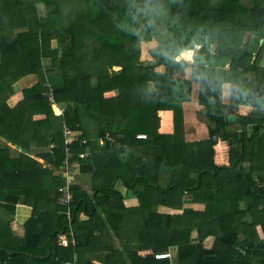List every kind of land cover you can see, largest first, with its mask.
Instances as JSON below:
<instances>
[{"label": "trees", "instance_id": "1", "mask_svg": "<svg viewBox=\"0 0 264 264\" xmlns=\"http://www.w3.org/2000/svg\"><path fill=\"white\" fill-rule=\"evenodd\" d=\"M186 51L192 61H176ZM263 57L264 0H0V264H264ZM193 89L200 136V122L186 125ZM238 106L250 111L229 124L225 110ZM162 112L171 133L159 132ZM63 123L79 133L66 205ZM234 130L237 156L221 164ZM18 205L31 211L21 235Z\"/></svg>", "mask_w": 264, "mask_h": 264}, {"label": "crops", "instance_id": "2", "mask_svg": "<svg viewBox=\"0 0 264 264\" xmlns=\"http://www.w3.org/2000/svg\"><path fill=\"white\" fill-rule=\"evenodd\" d=\"M261 42L262 41L259 40L258 44L260 45ZM192 59H193V54H192V57H191L190 60L192 61ZM191 61H187V62H191ZM260 63H261L260 65L262 67H264V57L262 58ZM33 83H34L33 77H27V78H24V79L20 80L15 85V92L10 97L9 104L11 106H14L18 102H20L22 100V98H23L22 89H24L25 87H29ZM228 94H229L228 88H227V86H225L223 88L222 94H221L222 95V99H223V104H225V105H228V103H229ZM227 110L230 111L229 114L236 115L237 113H239L241 111H243V112L246 111V110L250 111V108L247 107V106H242V107L238 106V107H228ZM202 111H203L202 108L199 106V114H203ZM161 114H165L166 116H169V119H168V117H166L167 119H164L163 116H161ZM159 116H160L159 132L160 133H165V134L171 133L172 132V117H171V113L170 112H162V113H160ZM187 117H188V119H187L188 123L186 121L187 128H192V127L196 126V124H198L200 122V119H201V118H199V115H190L189 114V115H187ZM1 121H2L3 126H4L5 129H9V130H12V131H20L22 129V126H23V122L21 120H18L16 118H12V117L3 116L1 118ZM193 122H194V124H193ZM34 123H35V125L39 124L38 120L35 121ZM203 124H204V122H200V124H199V136L202 135V132H203V129H204V125ZM188 131H189L188 132L189 135H191L193 133V132H190V130H188ZM204 132L206 134V130L205 129H204ZM228 133H232V134H234V136H237V132L236 131L235 132L232 131V132H228ZM192 135H194V134H192ZM228 137H229V135H228ZM234 141H235V139L228 141V143H230V145H231V146L228 147L229 150H231V154L229 156H233V158L231 160L227 159L226 161H223V163H221V164H230L232 162V160L237 156V147H236V145H233ZM7 145L12 149V151H13L12 154L13 155H16L17 154L16 152H19L17 149L14 148L15 145H11V144H7ZM226 148H227V146H226ZM33 152L36 153V154L37 153H42V152H40L39 150H36V149L35 150L33 149ZM215 155L217 156V151L216 150H215ZM37 161L41 162L40 159H37ZM115 188L118 191H120L121 194L124 196V201L125 200L135 201V198L130 200L132 197H129V196L125 197L124 192H123V190L121 189V187H120V185L118 183L115 185ZM30 215H31L30 209H28L27 207H24L22 205H18V206H16L15 211H14L13 221L17 224V226L22 227L23 224L27 221V219L29 218ZM139 257H141V253L139 254Z\"/></svg>", "mask_w": 264, "mask_h": 264}, {"label": "built area", "instance_id": "3", "mask_svg": "<svg viewBox=\"0 0 264 264\" xmlns=\"http://www.w3.org/2000/svg\"><path fill=\"white\" fill-rule=\"evenodd\" d=\"M44 97L46 98V100H47V102H48V104L52 110L53 115L56 117H62L63 113H64V108L60 107L59 105H57L55 103V100L53 98L51 90H49L47 93H44ZM61 134H62V138H63V144L65 146V159L62 161V164H63L62 173H63V177H65V185L62 188L58 189V193L60 194V197H61L59 200V203H61L62 205H66L72 199V194L69 190V185L72 183V177L70 175L71 170H70V167L68 164V159L70 158L71 155H70L68 147L72 143L78 141L79 133L72 131L70 127L66 126V124L63 123ZM136 138L137 139H144L145 136L144 135H137ZM84 143H85L84 141L80 142V144H84ZM54 147H55L54 144L51 143L49 145L50 151H52ZM84 156L85 155H80L81 158ZM56 239H57V244L59 246L66 247L68 245V236L65 233H63V232L58 233L56 235ZM165 256H167V254L158 253V254L154 255V258L164 259ZM73 264H76V258L75 257L73 259Z\"/></svg>", "mask_w": 264, "mask_h": 264}, {"label": "rangeland", "instance_id": "4", "mask_svg": "<svg viewBox=\"0 0 264 264\" xmlns=\"http://www.w3.org/2000/svg\"><path fill=\"white\" fill-rule=\"evenodd\" d=\"M257 38V35L255 36V39ZM157 45V42L155 41V40H152V41H150V42H147V43H145V44H142L141 45V59L142 60H145V61H150V59H151V57H150V54H149V52H150V50L151 49H153L155 46ZM255 45V44H254ZM257 45H259L258 43H257ZM185 53V52H184ZM191 54H193V52L191 51ZM191 57H192V55H191ZM179 61V60H183V61H191L190 59H185V58H182V55H179L178 56V58L176 59V61ZM114 70L115 71H117L118 70V68H114ZM195 90L193 89V94H192V97H191V99H192V101H191V104H192V109H191V107H190V110L188 111V113H186L187 115H199V118H203V114H199V106H197V105H195L194 104V102H195V100H194V102H193V99L195 98V92H194ZM161 116H163V118L164 119H167L166 117H168V119H169V116H166L165 114H161ZM234 132H235V130H234ZM237 132V131H236ZM227 134V133H226ZM227 135H229V137H231L232 139H235L236 140V138H235V136H234V134H232V133H228ZM237 136H238V133H237ZM236 136V137H237ZM221 139H222V137H221ZM221 141V140H220ZM225 143V145L227 146V148L229 147V143H228V141H225L224 142ZM231 146V145H230ZM229 155V154H228ZM226 157H227V155H226ZM229 159V158H228ZM231 160V159H230ZM121 186V185H120ZM122 189V188H121ZM123 190V189H122ZM124 192V191H123ZM125 195V194H124ZM132 199H134V198H131L130 200H132ZM124 204H125V206L126 207H134V206H136L138 203H137V201L135 200V201H129V200H125L124 201ZM13 220V219H12ZM11 220V221H12ZM11 229L14 231V233L15 234H18V235H21L22 234V229L19 227V226H17V224L14 222V221H12V223H11ZM115 240H116V238H115ZM168 251H166V253L165 254H167L168 255V253H167ZM151 253H153L152 251H148V252H142L141 253V257L143 256H146V255H149V254H151ZM156 254V253H155ZM173 259H174V257H173ZM173 262H174V260H173Z\"/></svg>", "mask_w": 264, "mask_h": 264}, {"label": "water", "instance_id": "5", "mask_svg": "<svg viewBox=\"0 0 264 264\" xmlns=\"http://www.w3.org/2000/svg\"><path fill=\"white\" fill-rule=\"evenodd\" d=\"M262 41V40H261ZM225 112L227 113V116H226V121L229 123V124H231V123H234L235 121H236V115H234V114H229V110H225ZM14 148L15 149H17L20 153H22V154H25V155H27V156H29L30 155V153L28 152V151H26L25 149H23V148H20L18 145H15L14 146Z\"/></svg>", "mask_w": 264, "mask_h": 264}, {"label": "bare ground", "instance_id": "6", "mask_svg": "<svg viewBox=\"0 0 264 264\" xmlns=\"http://www.w3.org/2000/svg\"><path fill=\"white\" fill-rule=\"evenodd\" d=\"M182 55V58H185V59H191V51H186L185 53H182L180 54Z\"/></svg>", "mask_w": 264, "mask_h": 264}, {"label": "clouds", "instance_id": "7", "mask_svg": "<svg viewBox=\"0 0 264 264\" xmlns=\"http://www.w3.org/2000/svg\"><path fill=\"white\" fill-rule=\"evenodd\" d=\"M184 53V52H183ZM261 240H264V238L262 237V239ZM164 253H166V252H164ZM168 253V252H167ZM156 254H158V253H156ZM163 254V253H162ZM169 256V254L167 255V256H165V258H167ZM164 258V259H165Z\"/></svg>", "mask_w": 264, "mask_h": 264}]
</instances>
